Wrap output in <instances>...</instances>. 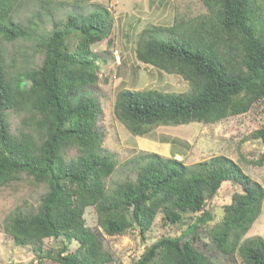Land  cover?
<instances>
[{
	"label": "trees",
	"instance_id": "trees-1",
	"mask_svg": "<svg viewBox=\"0 0 264 264\" xmlns=\"http://www.w3.org/2000/svg\"><path fill=\"white\" fill-rule=\"evenodd\" d=\"M201 1L207 8L202 15L140 31L136 58L181 75L189 89L118 90L114 115L131 134L146 135L159 124L214 123L264 102V20L257 0ZM41 3L43 12L32 17L53 18L51 1ZM15 6L16 0H0V39L31 40L33 57L38 54L40 62L31 65L33 57L27 55L29 64L10 72L0 50V188L24 174L46 191L35 211L16 208L5 217L4 229L14 243L31 244L36 251L45 238L61 236L60 248L45 257L58 264H110L113 257L101 231L85 223L87 207L93 206L105 234L136 228L142 239L158 213L163 224H175L190 212L195 218L180 235L157 237L130 264H217L185 238L201 225L220 252L237 253L245 264H264V238H244L261 213L264 188L227 156L186 165L174 157L140 152L131 159L137 166L134 178L107 187L116 160L102 147L97 124L102 106L87 88L100 77L99 54L92 46L112 43L110 11L103 6L75 9L39 31L36 21L21 26L13 20ZM9 111L21 115L16 133ZM251 137L264 143V126ZM263 160L264 155L254 163ZM226 181L240 189L231 193L220 218L208 225L213 216L207 201ZM72 242L77 246L71 251Z\"/></svg>",
	"mask_w": 264,
	"mask_h": 264
},
{
	"label": "rangeland",
	"instance_id": "rangeland-1",
	"mask_svg": "<svg viewBox=\"0 0 264 264\" xmlns=\"http://www.w3.org/2000/svg\"><path fill=\"white\" fill-rule=\"evenodd\" d=\"M52 16L32 17L40 11L41 0H16L12 18L21 26L32 21L39 24L38 30L50 29L54 20H63L64 16L75 10H91L98 6L106 7L113 17L111 33L112 43L103 40L92 46L99 54L97 67L99 81L87 88L95 95L102 106L98 118V127L103 134L102 147L116 160L113 173L106 179L109 188L115 187L126 178H134L135 159L140 152H156L164 157H174L186 165L207 160L216 155H224L239 164L245 174L259 182L264 188V160L254 163L264 155V143L251 133L264 126V102L253 103L251 108L241 114L226 117L214 123L192 121L178 125H155L146 135H133L114 115V99L121 88H155L170 92H185L188 82L181 75L168 73L139 61L135 55L136 39L140 31L152 25L169 26L176 18L185 20L195 18L207 12L201 0H50ZM261 10L260 19L264 20V0H257ZM77 4V5H76ZM33 42L26 39L4 41L0 39L9 71L21 70L27 55L33 57ZM115 49L119 59L115 56ZM34 63L40 62L35 54ZM21 115L8 112L11 131L20 128ZM74 150L68 155L72 156ZM240 185L230 181L223 182L216 195L207 201L206 209L213 218L208 225L215 223L223 213V205L230 201L231 193L239 190ZM46 191L44 184H36L26 175L0 188V264H58L49 257L56 252L64 239L45 238L41 250L34 251L31 244L16 245L4 229L5 217L20 208L27 212L36 210L40 195ZM196 214L184 213L178 223L163 224L158 213L152 227L144 239L140 232L132 228L124 234L107 235L97 223L93 206L85 209L84 218L87 226L101 231L102 242L112 254L110 264H130L135 261L150 242L161 235L178 236L191 223ZM261 236L264 238V198L261 213L253 222L244 238ZM185 238L192 240L206 255L217 264H245L237 253L220 252L208 238L204 226H199ZM76 242L68 245L69 250L76 248ZM42 254L43 256H40ZM48 256V255H46ZM44 257V258H43Z\"/></svg>",
	"mask_w": 264,
	"mask_h": 264
},
{
	"label": "built area",
	"instance_id": "built-area-1",
	"mask_svg": "<svg viewBox=\"0 0 264 264\" xmlns=\"http://www.w3.org/2000/svg\"><path fill=\"white\" fill-rule=\"evenodd\" d=\"M119 53H118V51L115 49V56H116V58H118L119 59Z\"/></svg>",
	"mask_w": 264,
	"mask_h": 264
}]
</instances>
